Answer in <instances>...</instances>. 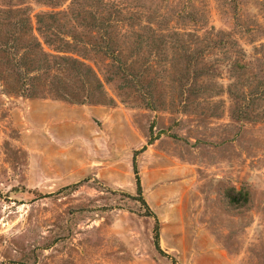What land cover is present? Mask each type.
<instances>
[{
	"label": "rangeland",
	"instance_id": "1",
	"mask_svg": "<svg viewBox=\"0 0 264 264\" xmlns=\"http://www.w3.org/2000/svg\"><path fill=\"white\" fill-rule=\"evenodd\" d=\"M118 1L169 14L195 5L209 27L241 32L236 0ZM240 1L243 20L264 26V0ZM70 2L0 10L19 8L20 20L31 8L34 24ZM86 2L82 14L99 8ZM84 18L72 35L103 87L71 65L31 72L30 36L0 31V264H264V120H238L213 88L183 112L191 82H106V43ZM114 38L115 51L128 42Z\"/></svg>",
	"mask_w": 264,
	"mask_h": 264
},
{
	"label": "trees",
	"instance_id": "2",
	"mask_svg": "<svg viewBox=\"0 0 264 264\" xmlns=\"http://www.w3.org/2000/svg\"><path fill=\"white\" fill-rule=\"evenodd\" d=\"M79 1L71 0L64 11L36 13L34 24L31 8L20 20L16 19L22 12L19 8L10 12L0 10V31L9 35L20 29L30 36L24 58L31 72H48L52 64L71 65L103 87L99 72L87 63H92L88 49L80 47L72 35L77 20L82 21L79 25L88 26L84 17L89 14L93 29L102 33L106 43L102 54L111 60L112 70L107 71L111 74H103L106 82H143L147 74H153L150 82L166 77L169 82H191L187 88L189 96L182 101L183 112H194V106L201 105L190 96H203L213 88L215 97L228 96L231 113L238 120H264V26L260 18L253 24L243 20L244 3L240 0H236L241 6L235 7V25L241 32L209 27L207 12L192 4L191 10L172 8L169 14L154 12L150 7L142 12L118 0H98L99 8L93 12L85 6V0L82 14L75 8ZM219 4L224 7L222 2ZM260 4L264 6V2ZM261 18L264 19V13ZM116 34L128 40L117 51L113 47ZM8 46L3 44L0 51H7ZM126 47L130 53L128 59L122 60ZM61 54H74L77 58ZM185 87L181 86L182 92Z\"/></svg>",
	"mask_w": 264,
	"mask_h": 264
}]
</instances>
